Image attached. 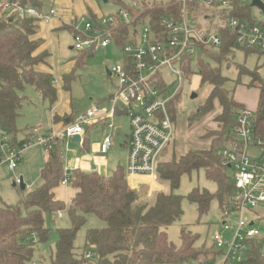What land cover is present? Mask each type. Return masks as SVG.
Returning <instances> with one entry per match:
<instances>
[{
  "label": "trees",
  "instance_id": "16d2710c",
  "mask_svg": "<svg viewBox=\"0 0 264 264\" xmlns=\"http://www.w3.org/2000/svg\"><path fill=\"white\" fill-rule=\"evenodd\" d=\"M4 3L23 8L42 7L41 0H0V7ZM237 8L236 13H240L241 7ZM246 8L243 7L244 10ZM125 10L130 15V22L118 23L112 30L113 41L119 48L128 41L131 28L147 21L146 24L156 29L160 18L168 15L175 17L179 13L180 4L178 0H168L166 4H135ZM230 13V10L225 11L223 16ZM90 17L93 21L97 19L93 14ZM10 18L12 21H9ZM34 22L15 12L0 11V128L6 129L13 136L14 143H17L15 136L18 132L15 122L22 106L24 98L21 93L25 87L31 86L50 105L57 100L52 75L36 70L38 65L46 64L49 53L46 50L38 51L41 41L32 38L36 31ZM68 29L73 30V26ZM222 33L223 42L218 48H202L196 58L185 61L183 68L185 76L197 74L201 84L209 85V93L203 104L189 117L188 127L209 114L214 104L220 109L214 118L216 129L201 135V139L209 142L208 149H188L182 155L173 154L169 160L160 162L155 178L166 181L170 192L158 191L151 197L148 187L138 190L129 187L126 172L121 166H117L105 178L96 171L84 173L79 169L72 170L70 184L74 194L67 204L71 227L57 230L58 239L50 264H87L84 258L86 252L93 254L95 264H202L214 257L213 247H196L197 235L185 229L180 231V246L176 247L168 240L166 229L182 215V197L173 191L178 188L183 174L203 169L206 178L216 184L214 193L193 189L188 194L187 199L196 204L200 215L207 212L212 199H216L222 212L233 195V181L228 168L222 164V152L235 142L233 131L236 127V113L243 106L235 101L233 92L225 88L228 79L221 74L219 64L222 60L229 64L235 49L245 54L254 52L237 48L233 35L226 28ZM91 52H78L73 59L72 72L62 78L66 90H69L76 69L85 64V58ZM194 67L197 68L196 73L193 72ZM237 71L238 78L249 77V87L258 90L254 111L255 134L264 141V77L244 67H238ZM178 99L179 95L170 105L173 121L176 120ZM74 116L70 115L69 119L72 120ZM63 142L57 138L48 142L37 188L22 195L16 205L4 204L0 200V264H31L37 242L43 243L49 237V229L44 224L45 215L58 213L65 208V203L56 195V189L64 176L59 150ZM82 145L83 148L87 147L84 139ZM87 214H93L104 221L105 227L87 230L84 238L85 252L79 255L75 253L74 240L86 222ZM254 253L245 263L264 264L257 250Z\"/></svg>",
  "mask_w": 264,
  "mask_h": 264
},
{
  "label": "built area",
  "instance_id": "2783aa9c",
  "mask_svg": "<svg viewBox=\"0 0 264 264\" xmlns=\"http://www.w3.org/2000/svg\"><path fill=\"white\" fill-rule=\"evenodd\" d=\"M254 1L262 8L252 5ZM178 3L180 10L175 17H162L156 29L147 23L141 26L140 34L134 30L132 38L128 35V41L120 48L123 62L109 70L110 77L117 81L116 90L109 98L111 110L89 108L76 114L59 131L39 137L37 143L46 147L53 139L68 142L75 136L80 137L81 143L87 127L103 122L105 133L99 153L104 155L112 146L113 135H117L118 127L110 121L124 115L130 126L127 173L155 176L158 164L164 161L165 151L174 141L170 105L182 92L185 61L196 58L202 48H218L223 42L224 28L233 35L237 48L264 56V0H178ZM236 6L241 7L240 13H236ZM252 9L257 13L253 14ZM10 10L35 22L47 23L55 15L53 9L43 11L8 3L0 7L1 12ZM228 10L232 13L223 16ZM128 22L129 13L120 10L112 16L86 22L82 31L73 26L72 48L77 52L107 48L114 42L113 28L118 23ZM169 75L173 78L168 79ZM31 132L36 133V130ZM233 135L234 144L222 152V164L228 168L234 185L220 225L222 232H228L229 236H213L214 257L202 264H248L245 262L256 250L264 260V234L255 227L257 219H243L246 211L255 214L253 209L264 203V141L255 134L254 111L237 110ZM28 145V141L17 145L13 136L0 128V165L14 171L21 152ZM250 147L258 149L259 154L250 158L246 154ZM20 183V178L15 179V185ZM68 184L70 178L64 171L60 185ZM57 214L60 216L59 212ZM84 258L87 264H95L91 252H86Z\"/></svg>",
  "mask_w": 264,
  "mask_h": 264
},
{
  "label": "rangeland",
  "instance_id": "374dc122",
  "mask_svg": "<svg viewBox=\"0 0 264 264\" xmlns=\"http://www.w3.org/2000/svg\"><path fill=\"white\" fill-rule=\"evenodd\" d=\"M41 2V10L53 9L55 12L50 22H54L58 28L52 31L48 28L49 25H45L44 35L49 43V51L52 53V78L56 89L59 91L61 100L64 104L72 101L76 111H85L89 108L111 110L112 104L107 99L108 96L114 94L117 81L114 77L107 75L106 69L109 68L110 70L114 65L123 62L122 51L114 42H111L107 48L88 53L85 58V64L76 69L75 76L70 82V92H65L61 89V75L73 59L77 57L78 52L72 49L74 44L73 30L63 28V26L72 25L77 30L82 31L84 24L92 21L90 14L97 16V18L108 17L135 4H166L168 0H42ZM9 12L13 11L10 10ZM252 13H257V11L252 9ZM146 22L142 25H145ZM141 26L129 30L130 38H132L134 30L138 34L141 33ZM206 61L213 64L211 60L207 59ZM238 67L255 71L259 77L263 78L264 56L255 53L245 54L242 50L235 49L229 58V64H226L223 60L219 64L221 74L228 79L225 83V88L232 91L234 98L242 102L246 107L253 108L257 101V90L249 87V77L241 76L238 78ZM196 70L197 68L194 67L193 72L196 73ZM167 78L172 79L173 76L169 75ZM181 88L182 92L176 103L178 108L175 120L176 135L174 133V143L164 153L163 158L165 161L169 160L173 154L180 155L188 149H208L209 143L201 139V135L205 131L215 130L217 127L214 122V118L220 113L217 104H214V109L193 126L188 127L187 124L189 117L205 101L209 93V85L201 84L197 74H192L184 77ZM193 93L197 95L194 99L191 98ZM21 96L24 99L18 112L19 115L16 118V130H36V134L28 140L29 145L21 152V160L14 171H8L4 164L0 165V200L4 204L10 205L18 204L22 195L40 185L39 167H41L45 159L46 147L37 142L39 137L44 136L53 129V112L51 113L50 111L52 106L49 102L43 100L29 85L25 87ZM110 122L116 127H121L126 137L130 135L129 119L126 116L119 115ZM92 129L95 128L92 127ZM203 129L204 132L202 133ZM89 136L92 140L91 144L98 140L95 138H99V135L93 131L89 133ZM112 142V146L106 155L107 165L109 168L114 166L112 169L121 166L127 172L129 147L117 135H113ZM81 148V143H73L71 141H69L67 150L65 144L59 147L66 171L65 175H70L74 163L81 159V154L84 152ZM246 154L252 158L259 154V150L250 147L246 149ZM20 171H23L22 174H19ZM20 177H22L23 184L26 187L23 192H21L19 185H14L15 179ZM159 182V190L169 193L168 183L166 181ZM70 185L68 184V187ZM193 189L214 193L217 188L213 181L206 178L203 169L183 174L178 188L173 191L175 195L182 197V215L176 222L167 227V237L172 244L178 247L180 246V231L185 229L197 235L196 247L205 245L209 249L213 247L212 238L215 234L227 238L229 233L221 230L220 225L223 220V214L216 199H212L207 212L200 215L196 204L187 199L188 194ZM63 196L65 208L59 211L60 216L57 213L45 215L44 224L49 229V237L43 243L37 242L31 264H50V257L58 239L57 230L71 227L67 213L68 198L66 194ZM252 212L255 214L246 211L243 214V219L246 221L257 219L255 227L264 234V203L253 209ZM104 227V221L93 214H87L86 222L75 236V253L81 255L85 252L84 238L88 229H101ZM199 259L202 260L203 257H199Z\"/></svg>",
  "mask_w": 264,
  "mask_h": 264
},
{
  "label": "crops",
  "instance_id": "0c3cea01",
  "mask_svg": "<svg viewBox=\"0 0 264 264\" xmlns=\"http://www.w3.org/2000/svg\"><path fill=\"white\" fill-rule=\"evenodd\" d=\"M50 21L47 22V23L46 22H34V24L36 26V31H35V34H34V36L32 38L35 39V40H40L41 41V46L38 49V51L46 50L49 53V58L47 59L46 64L38 65L36 67V70L40 71V72H47V73H50L52 75V72H53L52 53L49 51V47H48L49 43L46 40V37L44 35V31H45V27H46L45 25H49L48 28L50 30H52V31L56 30L58 27H57V25L54 22L51 23ZM70 26H72V25H65V26H63V28H67L68 29V27H70ZM73 68H74V60L66 67V69L63 71V73L61 75V89L63 91H65V92H70V87H69V90H66L63 87L62 78L64 76H67L68 74H70L72 72ZM106 73L110 77V74H108L109 73V68L106 69ZM53 83H54V80H53ZM53 86L56 89L55 83L53 84ZM56 92H57V100H56V102L53 105H51L52 108L50 110L51 113L53 112V114H52V122H53L52 126H53V129L50 130L45 135H47L49 133H54V132L59 131L70 120L69 119L70 115H76V114L81 113V112L84 111V110L83 111H76L74 109L72 101H69L68 103L64 104L63 101L60 98L61 96H60L59 91L57 89H56ZM109 98H110V96H108V99H107L108 101H109ZM235 101L238 102L239 104H241L243 106V108H246V109H248L250 111H255L256 107H257V101H258V90H257V101H256L255 106L253 108L246 107L242 102H240L237 99H235ZM193 125H191V126H193ZM191 126H189V127H191ZM92 127L95 128V129L91 130ZM118 128H121V127H118ZM174 129H175V121H174ZM92 131L95 134H98L99 138H95V139H98V140H95L91 144L92 140H91V138L89 136V133H91ZM203 132H204V129L202 130V133ZM104 133H105V130H104L103 122H98L95 125H90L89 127L86 128L85 135L83 136L82 141L84 139L87 142V147L83 148L82 141H81V147H82L81 149L84 152H82V154H81V159H79L78 161H76V163H74V165L72 166V170L79 169L80 171H82L84 173H89V172H92V171H96L101 177H104V178L108 177L111 174V172L114 170V169H112L114 166H111L110 168L108 167V165H107V157H106L107 153L104 154V155H101L99 153V146H100V144H101V142L103 140ZM35 134L36 133H32L28 129H25L23 131H18L16 136H15L16 137L15 140L17 142L16 144L20 145V143H22L23 141H28L30 139V137L35 136ZM175 135H176V129H175ZM69 141L73 142L72 139H70ZM69 141L68 142H65V141L63 142V144H65V146H66V150H67V146L69 144ZM124 143L127 144V142H124ZM173 143H174V141H173ZM184 153L185 152H183L182 154H184ZM182 154H180V155H182ZM45 159H46V155H45ZM45 159L43 160V163H42L41 167H39L40 168L39 169V179H40V170H41V168H42V166L44 164ZM63 168H64V165H63ZM64 171H65V168H64ZM22 172L23 171H20L19 174H22ZM68 176L70 178V175H68ZM20 179L22 181V177H20ZM126 180H127V183L129 185V187L131 189H134V190H138V189H142V188L148 187L149 188L148 192L150 194V197L152 195H154L156 192L160 191L159 190V186H158L160 184V182L155 178V176H153V177L141 176V175L140 176H137V175L135 176V175H129L126 172ZM22 183H23V181H22ZM25 188L26 187L24 185V189ZM62 194L63 195L66 194V196L68 198L67 199V204H68L69 200L72 198V196L74 194V189L72 188L71 185H70V187H68V185H66V186L60 185L56 189V195L61 201L64 202V200H63L64 196Z\"/></svg>",
  "mask_w": 264,
  "mask_h": 264
},
{
  "label": "water",
  "instance_id": "95a60500",
  "mask_svg": "<svg viewBox=\"0 0 264 264\" xmlns=\"http://www.w3.org/2000/svg\"><path fill=\"white\" fill-rule=\"evenodd\" d=\"M252 5L262 8L261 4H260L259 2H257V1H254V2L252 3ZM9 21H12V18H10ZM29 21H30V20H29ZM108 74H109V73H108ZM196 96H197V95L193 93V94L191 95V98L194 99V98H196ZM116 133H117V136L120 138V140H121L122 142H127L128 139H127V137L124 135V133H123V131H122L121 128H117V129H116ZM72 141H73V142H80V137L75 136L74 138H72ZM20 181H21V179H20ZM14 185H15V184H14ZM20 189H21V190H24V185H23L22 181H21V183H20Z\"/></svg>",
  "mask_w": 264,
  "mask_h": 264
}]
</instances>
